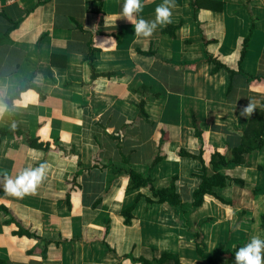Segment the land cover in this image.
Masks as SVG:
<instances>
[{"label": "crops", "instance_id": "obj_1", "mask_svg": "<svg viewBox=\"0 0 264 264\" xmlns=\"http://www.w3.org/2000/svg\"><path fill=\"white\" fill-rule=\"evenodd\" d=\"M140 3L134 19L150 23L164 0ZM172 3L171 23L145 38L123 17L125 0H0V129L16 119L48 147L1 140L0 262L136 264L168 253L206 264L200 242L212 253L264 240V150L224 169L244 184L218 191L228 205L207 196L190 228L173 208L144 197L129 223L122 214L138 194L150 195L149 186L127 192L130 170L155 188L175 177L191 201L203 163L179 151L201 155L211 169L214 153L240 143L252 114L243 108L264 110V0ZM210 58L239 72L232 91L230 73ZM19 88L26 90L10 106ZM45 163L34 192L18 198L4 190L6 178Z\"/></svg>", "mask_w": 264, "mask_h": 264}, {"label": "trees", "instance_id": "obj_2", "mask_svg": "<svg viewBox=\"0 0 264 264\" xmlns=\"http://www.w3.org/2000/svg\"><path fill=\"white\" fill-rule=\"evenodd\" d=\"M98 1L102 2V0H98ZM167 32L168 31H165L164 34H166ZM170 36H173V32ZM250 40L251 37L245 40L244 42L245 48L249 44ZM246 54H247L246 49H244L243 57H246ZM92 59L93 58L91 57H87L86 61L91 63V68L92 70H94V67L92 66ZM210 61L211 62L214 61V63L218 64V67L225 68L230 73L228 91H232L234 87V77L236 73L239 72L228 68L226 64L219 62L214 58H210ZM143 88L144 89L142 90H148L144 86ZM23 90H26V88H19L16 95L8 100L10 106L12 105L14 100L20 97V94L23 92ZM142 105L140 106V109H142V111L144 112ZM14 121L17 123L16 119H14ZM200 134L201 133H199V135ZM7 135L13 137L16 136L24 137L29 142L31 148L43 149L45 151L48 150V147H45L47 146L46 144L40 143L38 139L31 138L27 132L21 131L18 124L15 131H13L12 128L8 130L0 129V144L2 138ZM263 150H264V110L254 109L252 111L248 125L242 131L240 143L236 146L231 145V147H229L228 154L226 155H223L219 152L214 153L211 158V169L207 167L201 155L200 156L193 155L184 149H181L179 151L180 156L195 157L197 159H200L201 162L203 163L201 182L199 186L196 189H194L191 201H187V202L183 201L182 196L179 194L177 190L175 177L172 178L169 186L163 188H155L153 186L150 176L145 177L138 171L130 170L128 172L130 180H129V185L127 187V192L149 186L150 195L149 197H145L142 194H138L133 204L128 208H126L122 212V214L123 216H125L127 223H129L128 221H130L131 218L133 217V211L136 209L140 200L144 197L149 205L167 204L169 207H172L177 212V218L179 220V224L181 228H190L189 220L192 211L196 207L202 206L207 196H213L218 200H220L223 204L228 205L230 203H228L222 196H220L218 194V191L226 188L230 182L231 183L239 182L240 184H244L243 181L232 180L228 175H226L224 169H229L236 165L245 164L247 162L248 156ZM157 160H159V158H157L156 161ZM154 165L155 163H153L151 167H153ZM194 234L197 239H200L201 236L199 232H195ZM241 247L243 246L238 245L234 250L232 248H229L228 245L221 244L214 252L209 253L208 255L204 253V251L206 250V245H203V243L200 242L198 243L197 254L205 255L201 257L206 264H235V253ZM45 255L46 252L44 251V256ZM132 260L136 264H181L178 256H174L168 253L162 254L161 258L155 262H150L143 258L132 259ZM0 264H9V263L0 262Z\"/></svg>", "mask_w": 264, "mask_h": 264}, {"label": "clouds", "instance_id": "obj_3", "mask_svg": "<svg viewBox=\"0 0 264 264\" xmlns=\"http://www.w3.org/2000/svg\"><path fill=\"white\" fill-rule=\"evenodd\" d=\"M175 7L172 0H164V4L156 8V19L152 22H147L144 19H134V13L142 10L140 0H125L123 7V17L134 26L135 35L150 37L158 25L171 23V8ZM252 106L248 105L243 108L242 115L252 113ZM6 108L0 105V118H3ZM17 123L13 121L11 128L15 131ZM48 165L41 164L35 169L24 170L15 180L10 178L5 179L4 190L15 197L22 198L23 196L34 192L37 185L44 179L45 170ZM181 185V181H177V186ZM235 264H264V240L258 237H252L251 241L245 246L239 248L235 253Z\"/></svg>", "mask_w": 264, "mask_h": 264}, {"label": "rangeland", "instance_id": "obj_4", "mask_svg": "<svg viewBox=\"0 0 264 264\" xmlns=\"http://www.w3.org/2000/svg\"><path fill=\"white\" fill-rule=\"evenodd\" d=\"M171 208H172V207H171ZM240 218H241V215H240ZM196 231H197V230H196ZM197 240H200V239H197ZM240 241H241V240H240ZM241 242L245 243V245L249 243V242L247 243V241H246V242H245V241H241ZM220 245H221V244H220ZM245 245H244V246H245ZM234 250H235V248H234ZM204 253L209 255V253L207 252V250H205ZM199 256H200V257H201V256L203 257V256H205V255H200V254H199Z\"/></svg>", "mask_w": 264, "mask_h": 264}]
</instances>
